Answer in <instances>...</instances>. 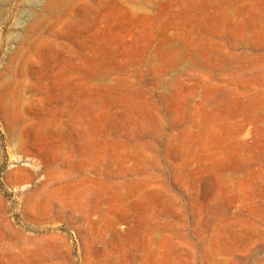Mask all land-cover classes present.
<instances>
[{
    "label": "rangeland",
    "instance_id": "1",
    "mask_svg": "<svg viewBox=\"0 0 264 264\" xmlns=\"http://www.w3.org/2000/svg\"><path fill=\"white\" fill-rule=\"evenodd\" d=\"M0 264H264V0H0Z\"/></svg>",
    "mask_w": 264,
    "mask_h": 264
}]
</instances>
